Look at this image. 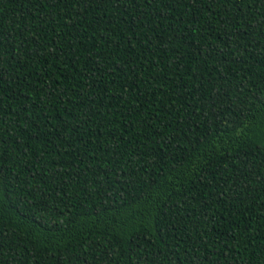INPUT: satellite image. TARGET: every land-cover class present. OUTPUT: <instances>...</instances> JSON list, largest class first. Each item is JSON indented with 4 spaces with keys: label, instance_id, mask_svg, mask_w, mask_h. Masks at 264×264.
Segmentation results:
<instances>
[{
    "label": "trees",
    "instance_id": "1",
    "mask_svg": "<svg viewBox=\"0 0 264 264\" xmlns=\"http://www.w3.org/2000/svg\"><path fill=\"white\" fill-rule=\"evenodd\" d=\"M0 264H264V0H0Z\"/></svg>",
    "mask_w": 264,
    "mask_h": 264
}]
</instances>
